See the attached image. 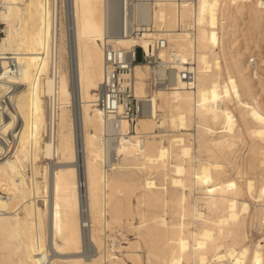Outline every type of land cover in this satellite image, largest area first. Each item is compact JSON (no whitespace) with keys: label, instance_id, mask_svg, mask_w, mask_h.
<instances>
[{"label":"bare ground","instance_id":"6f19581e","mask_svg":"<svg viewBox=\"0 0 264 264\" xmlns=\"http://www.w3.org/2000/svg\"><path fill=\"white\" fill-rule=\"evenodd\" d=\"M134 7L144 37L117 44L150 54L165 37L175 77L152 89L138 62L150 111L115 128L98 104L106 0H0V264H264L247 231L264 219V0Z\"/></svg>","mask_w":264,"mask_h":264},{"label":"built area","instance_id":"2783aa9c","mask_svg":"<svg viewBox=\"0 0 264 264\" xmlns=\"http://www.w3.org/2000/svg\"><path fill=\"white\" fill-rule=\"evenodd\" d=\"M179 1L182 2V0ZM138 2H143V0H106L108 29L106 36L101 41L105 53V63L98 104L107 120L115 128H118L120 122L124 120L133 126L138 119L148 115L150 111V106H147L135 96L134 68L138 62L147 63L150 66V77H152L150 85L152 89L171 88L172 77H175L169 67H160V61L157 60L154 53V51L157 52L168 46L165 37L152 40L150 54L141 45L124 49L117 44L116 39L122 36L134 40L143 39L148 25L138 21L142 16V12L139 11L138 13L134 7ZM1 28H4V25L0 23V35H3L4 32ZM179 29H183L182 24ZM138 49L142 50V61H138ZM2 60L0 57V73L4 72ZM6 60H9L10 63L8 66L9 73L11 75L17 74L18 65L13 59ZM190 67H194V64H190ZM161 70H164L163 73ZM179 73L180 75H176V77H180L193 90L196 80L194 70H183ZM7 100L8 94L0 98V114L4 111L3 107L7 105Z\"/></svg>","mask_w":264,"mask_h":264},{"label":"rangeland","instance_id":"374dc122","mask_svg":"<svg viewBox=\"0 0 264 264\" xmlns=\"http://www.w3.org/2000/svg\"><path fill=\"white\" fill-rule=\"evenodd\" d=\"M240 27L244 28V32L247 33V36H251V38H252V36L253 37L256 36V33L252 34L251 30L249 29V26L242 24V25H240ZM240 39H242V37H240ZM137 58H138V61H142L143 60V55H142V50L141 49L137 50ZM65 68L67 69V66H65ZM248 148H249L248 146H245V148L242 151V154L244 155L245 158H248ZM44 161L45 160H42L43 163H44ZM234 168H236V164L235 163H234ZM234 168L230 167L231 171L228 173L229 176H233V175L235 177L237 176L235 174L236 170ZM149 173L150 172H148L147 170L138 172L139 176L142 179H146L149 176ZM249 176L256 177V178L259 179V178H261L263 176V171L262 170H258L257 174H254L253 172H250L248 177ZM133 203L135 204V206L137 205L136 198H133ZM136 220H139V218L137 217ZM247 231L249 233V239H248L249 244H252V243H255V242L259 241L261 237H264V219L261 220V221H255L253 225L250 224L248 226V230ZM126 238L127 239L122 240L124 245H127L129 240H133V241L136 240L137 239V235L135 234L134 231H133V233L129 232V233H126ZM85 249L89 251V247L86 246Z\"/></svg>","mask_w":264,"mask_h":264}]
</instances>
